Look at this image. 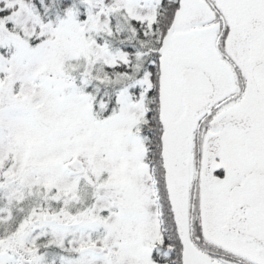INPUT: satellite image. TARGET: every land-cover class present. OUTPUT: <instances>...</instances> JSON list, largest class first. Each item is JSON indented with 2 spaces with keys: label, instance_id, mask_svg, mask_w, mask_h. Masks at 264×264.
I'll return each instance as SVG.
<instances>
[{
  "label": "snow or ice",
  "instance_id": "obj_1",
  "mask_svg": "<svg viewBox=\"0 0 264 264\" xmlns=\"http://www.w3.org/2000/svg\"><path fill=\"white\" fill-rule=\"evenodd\" d=\"M0 264H264V0H0Z\"/></svg>",
  "mask_w": 264,
  "mask_h": 264
}]
</instances>
